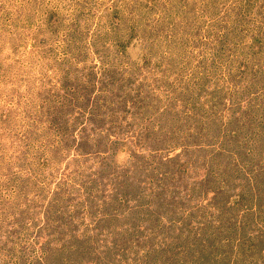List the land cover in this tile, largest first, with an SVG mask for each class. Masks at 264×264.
I'll return each mask as SVG.
<instances>
[{
	"label": "rangeland",
	"instance_id": "374dc122",
	"mask_svg": "<svg viewBox=\"0 0 264 264\" xmlns=\"http://www.w3.org/2000/svg\"><path fill=\"white\" fill-rule=\"evenodd\" d=\"M0 264H264V0H0Z\"/></svg>",
	"mask_w": 264,
	"mask_h": 264
}]
</instances>
